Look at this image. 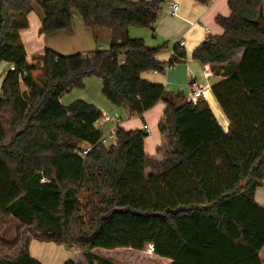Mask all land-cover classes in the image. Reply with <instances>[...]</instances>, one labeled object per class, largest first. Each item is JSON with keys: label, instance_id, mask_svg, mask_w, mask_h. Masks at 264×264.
<instances>
[{"label": "trees", "instance_id": "1", "mask_svg": "<svg viewBox=\"0 0 264 264\" xmlns=\"http://www.w3.org/2000/svg\"><path fill=\"white\" fill-rule=\"evenodd\" d=\"M263 1L229 0L230 15L217 17L223 34L192 52L223 76L212 90L225 131L206 100L193 104L141 76L186 57L176 47L161 61L164 46L130 35L154 28L163 0H0V64L10 65L0 97V264H43L30 252L33 239L80 250L88 264H124L118 257L132 253L167 264H264V205L255 198L264 185V28L254 22ZM34 3L40 34L72 32L77 11L94 32L111 30L109 46L86 55L46 48L30 62L21 31ZM88 77L132 114L166 104L154 155L144 150L145 130L117 126V144L106 145L99 107L62 102ZM12 217L19 227L7 241ZM107 250L129 253L109 258Z\"/></svg>", "mask_w": 264, "mask_h": 264}, {"label": "crops", "instance_id": "2", "mask_svg": "<svg viewBox=\"0 0 264 264\" xmlns=\"http://www.w3.org/2000/svg\"><path fill=\"white\" fill-rule=\"evenodd\" d=\"M173 3L179 6L177 15L170 13ZM229 15V0H212L208 4H203L196 0H163L153 29L141 27H132L130 29V35L143 38L147 45L151 47L164 46L157 55V58L161 61L168 62L175 54L176 47L185 51L186 57L168 66L164 72L146 71L141 76L150 82L163 84L165 89L171 94L180 93L186 101L191 96L194 84L203 87L207 98L206 101L225 131H228L230 122L212 90L213 85L221 81L223 76L216 73V67L212 64L202 63L193 59L192 52L207 38L223 34L224 29L218 23L217 17H227ZM41 19V10L31 11L29 14L30 27L21 31L27 59L30 62L35 55L42 54L46 48L63 55L76 53L86 55L97 49L107 48L111 42L112 34L110 29L100 28L94 32L85 26L82 17L77 11L73 12L72 32L61 30L52 34H40ZM243 52L244 50L241 49L237 53L235 58L237 62L241 60ZM2 64L9 68L7 62H2ZM207 70H210V75H206ZM6 71L3 70V77ZM99 80H93V77H88L85 79V89L79 90H87L86 85L95 81L98 87L96 97H93L89 92H84L80 95L81 93L78 90L73 89L62 97V102L69 104L75 99L81 98L95 104L103 111V114L109 113L112 116L110 117L112 119V124L110 125L112 129L121 126L127 130H136L143 129L145 124L149 125L150 132L148 133L149 136L144 140V150L148 155H154L162 144V136L160 131L156 130V125L159 128L166 104L160 101L143 114H132L128 109L114 105L104 97L102 94V81L101 79ZM67 96L69 98L65 99ZM101 119L95 125L103 131L99 125ZM128 124H133L135 127L130 125L128 127ZM151 124L153 125L152 130H154V133L151 131ZM255 198L260 204L264 205V185L257 188ZM9 222V225L2 232V237L7 241H13L16 237L19 222L13 217L10 218ZM65 247L54 242L33 239L30 244V252L32 256L39 259L43 264H66L68 260H72L75 263L88 264L80 250L72 248H67L66 250Z\"/></svg>", "mask_w": 264, "mask_h": 264}, {"label": "rangeland", "instance_id": "3", "mask_svg": "<svg viewBox=\"0 0 264 264\" xmlns=\"http://www.w3.org/2000/svg\"><path fill=\"white\" fill-rule=\"evenodd\" d=\"M33 10H41L40 7L37 5V4H33ZM32 10V11H33ZM40 12V11H39ZM132 35V34H131ZM132 37H139V36H134L132 35ZM106 47V46H104ZM10 67V65H9ZM3 70H8V68L5 66V64H0V97H1V82H2V79H3ZM93 80H99L97 77H93ZM100 81V80H99ZM86 82V81H85ZM101 84V83H100ZM87 87V90L85 91H79V90H83L85 88H75L76 90H78L79 93H81L80 95H82L84 92L86 93H91V95L93 97H96V90L98 89L97 85H96V82H89V84L86 85ZM69 96L65 97V99H68ZM112 116H110L109 113H104L103 116H102V119L101 121L99 122V125L102 127L103 129V132L105 134H107L111 129L112 127H110V125L112 124V119L110 118ZM157 124V123H156ZM129 125L131 127H135L133 126V124H128V127ZM153 125L151 124V131H153L154 133V130H152V127ZM156 130L158 131L159 128L158 126L156 125ZM159 132V131H158ZM149 135H147L146 137H148ZM145 137V138H146ZM85 145V144H84ZM12 226V224H11ZM66 250L68 247H65ZM129 251H126V250H107V251H104V255L109 257V258H115L116 255H123V254H128ZM131 257H128L127 259L123 256H119V260L121 263H124V264H167L166 262L167 261H164L163 259H160L156 256H148L144 253H132V255H130Z\"/></svg>", "mask_w": 264, "mask_h": 264}, {"label": "built area", "instance_id": "4", "mask_svg": "<svg viewBox=\"0 0 264 264\" xmlns=\"http://www.w3.org/2000/svg\"><path fill=\"white\" fill-rule=\"evenodd\" d=\"M178 10H179V6L176 3H173L171 5V9H170V13L172 15H177L178 14ZM12 67V66H11ZM206 75H210V70L206 71ZM206 95L204 92V88L201 86H198L197 84H194V88L193 91L191 93V96L189 97L188 101L193 103V104H197V102L199 100H206ZM143 129L146 132H150V128L149 125L145 124L143 126ZM102 142L106 145H110V144H117V139H116V134H115V129L110 130L107 134H105L102 138ZM92 148V146H86L85 148H83L82 153L83 154H87L88 151Z\"/></svg>", "mask_w": 264, "mask_h": 264}, {"label": "water", "instance_id": "5", "mask_svg": "<svg viewBox=\"0 0 264 264\" xmlns=\"http://www.w3.org/2000/svg\"><path fill=\"white\" fill-rule=\"evenodd\" d=\"M254 22L261 26V28H264V17H263V11H260L257 18L254 20ZM168 212L177 213L178 210H168Z\"/></svg>", "mask_w": 264, "mask_h": 264}]
</instances>
